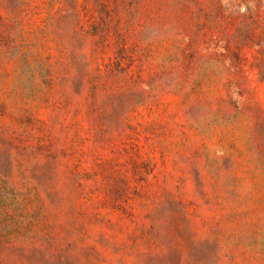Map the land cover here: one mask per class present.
I'll use <instances>...</instances> for the list:
<instances>
[{
	"label": "rangeland",
	"instance_id": "obj_1",
	"mask_svg": "<svg viewBox=\"0 0 264 264\" xmlns=\"http://www.w3.org/2000/svg\"><path fill=\"white\" fill-rule=\"evenodd\" d=\"M0 264H264V0H0Z\"/></svg>",
	"mask_w": 264,
	"mask_h": 264
}]
</instances>
